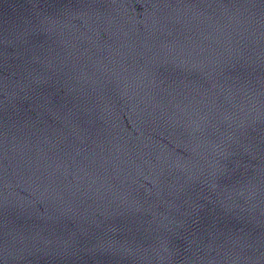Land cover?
I'll return each instance as SVG.
<instances>
[{
  "label": "water",
  "instance_id": "obj_1",
  "mask_svg": "<svg viewBox=\"0 0 264 264\" xmlns=\"http://www.w3.org/2000/svg\"><path fill=\"white\" fill-rule=\"evenodd\" d=\"M0 264H264V0H0Z\"/></svg>",
  "mask_w": 264,
  "mask_h": 264
}]
</instances>
